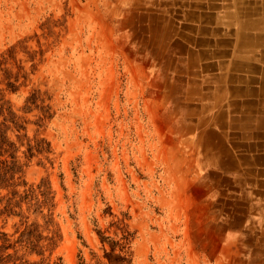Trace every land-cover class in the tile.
<instances>
[{
  "label": "rangeland",
  "instance_id": "1",
  "mask_svg": "<svg viewBox=\"0 0 264 264\" xmlns=\"http://www.w3.org/2000/svg\"><path fill=\"white\" fill-rule=\"evenodd\" d=\"M261 4L0 0V264H264L204 163Z\"/></svg>",
  "mask_w": 264,
  "mask_h": 264
},
{
  "label": "crops",
  "instance_id": "2",
  "mask_svg": "<svg viewBox=\"0 0 264 264\" xmlns=\"http://www.w3.org/2000/svg\"><path fill=\"white\" fill-rule=\"evenodd\" d=\"M243 12L251 18L244 25L253 29L247 44L250 55L243 49L249 62L243 63L240 74L221 75L218 90H210V106L219 104L229 119L219 123L218 138L210 139L212 148L204 163L209 192L219 188L218 199L228 207L220 208L226 211L221 215L226 226L238 228L248 222L258 240H264V0Z\"/></svg>",
  "mask_w": 264,
  "mask_h": 264
}]
</instances>
